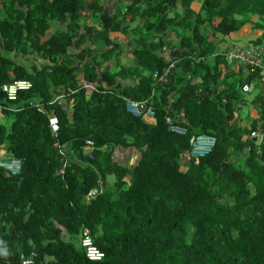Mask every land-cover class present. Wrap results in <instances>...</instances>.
Returning a JSON list of instances; mask_svg holds the SVG:
<instances>
[{"label": "trees", "instance_id": "obj_1", "mask_svg": "<svg viewBox=\"0 0 264 264\" xmlns=\"http://www.w3.org/2000/svg\"><path fill=\"white\" fill-rule=\"evenodd\" d=\"M129 1L110 13L106 0H0V158L15 160L0 165V264H264V137L233 121L241 72L208 60L245 23L264 46V0ZM56 14L66 25L47 37ZM113 32L126 35L125 63ZM11 77L32 87L10 102ZM127 99L154 117L132 116ZM203 134L214 144L194 156ZM128 152L132 163L116 159ZM85 228L101 261L79 244Z\"/></svg>", "mask_w": 264, "mask_h": 264}, {"label": "clouds", "instance_id": "obj_2", "mask_svg": "<svg viewBox=\"0 0 264 264\" xmlns=\"http://www.w3.org/2000/svg\"><path fill=\"white\" fill-rule=\"evenodd\" d=\"M129 1V0H128ZM115 10H116V8H114V11H113V13L115 12ZM58 14H56V16H55V18H54V21H52L51 22V24H50V29L48 30V32H47V37L50 35V32H52L53 31V29L55 30V29H58V28H64L65 27V25H66V20H64L63 22L62 21H59V20H57V18H58ZM85 20V19H84ZM127 22V21H126ZM84 23H85V21H84ZM125 25L128 27V31L129 30H131V28H132V24L131 23H125ZM137 25H139V24H134V27L135 26H137ZM80 30H81V25H80ZM263 30V29H262ZM114 33H117V32H113L112 34H114ZM112 34H111V37H112V39L114 40V39H116V41H117V39L118 38H113V36H112ZM125 35V34H124ZM213 36H214V34H212ZM126 36V35H125ZM224 36V35H223ZM224 37H226V36H224ZM118 41H119V39H118ZM126 42V41H125ZM215 42V41H214ZM220 43V42H219ZM87 44V43H86ZM91 47L92 46H94V45H90ZM129 46V45H128ZM218 46V45H217ZM236 46V47H235ZM238 46V47H237ZM95 47L96 46H94L93 47V49H94V51L96 52V50H95ZM223 47V46H222ZM223 49H226L225 51H224V55H225V57H226V59H225V61H226V63H228L229 65H233L234 67L232 68V70H234V71H236L237 73H238V71H240L241 72V75L243 74L242 73V70L244 69V67L246 66V75H248L247 76V78H246V81H242V82H240V84L238 85V91L240 92V93H242V95H244V96H248V95H257V96H262V94L260 93V91L262 90V88L264 89V46H262L261 44L260 45H258V46H255V48H250V47H248V49H243V48H241V45H240V47H239V44L238 45H229V48H224L223 47ZM237 50H245L246 52H247V55H246V57L244 58V59H241V58H239V57H234V58H229V55H228V53H229V51H237ZM220 53V52H219ZM219 53H218V55H219ZM12 54H14V52H12ZM221 54V53H220ZM25 58V57H24ZM24 58H22L21 56H19L17 59H18V61H23L24 60ZM119 58L121 59L122 58V56L121 55H119ZM126 58V57H125ZM113 59V58H112ZM110 60L111 59H109L108 60V62H109V64H110ZM38 61V63H41V59H38L37 60ZM121 61V60H120ZM122 62V61H121ZM124 62V61H123ZM125 62H127V58H126V61ZM124 62V63H125ZM131 62V61H130ZM29 65H31L30 64V62L28 63ZM110 65H112V64H110ZM113 65H115V64H113ZM238 67H241V70H238ZM99 68H101V66L99 67ZM162 75V73L161 74H159L157 71L156 72H154V78L156 79V83L157 84H161V83H164V82H166V80H167V78L165 77L164 79H160V76ZM79 76L81 77V76H83L82 75V72H79ZM254 78V79H252V80H250V81H248L249 80V78ZM20 80H28L30 83H31V86L29 87V88H27V89H20V90H18V92H17V95H16V98L15 99H13V100H10V99H8V101H14V100H16L17 99V96H18V94H19V92H21V91H24V90H29L31 87H32V81L30 80V79H28V78H13V77H11V80H9L8 82H5V83H2L1 84V89H2V91L6 94V97H7V92L3 89V85H8V84H10V83H12V82H14V81H20ZM84 87H87V88H90V89H94L95 88V86L94 85H92V84H88V83H86L85 82V84H84ZM257 87H258V89H257ZM258 90V91H257ZM257 91V92H256ZM8 98V97H7ZM264 98V97H263ZM128 100H130V99H127L126 100V103H127V101ZM132 101H134V100H132ZM139 101H143V100H139ZM264 101V100H263ZM125 107H126V104H125ZM236 108H238V106L236 107ZM239 109V108H238ZM237 109V110H238ZM126 110H127V108H126ZM237 110L235 109V111H234V115L236 114V112H237ZM128 111V110H127ZM129 112V111H128ZM145 110L144 111H142V114L141 115H139L140 117H145V118H147V119H152L153 117H154V115L152 116V117H149V116H147V115H145ZM130 114H132L131 112H129ZM132 116H135V115H133L132 114ZM139 116H135V117H139ZM57 119V118H56ZM166 122H167V124H168V128L171 130V131H173V132H175V133H179V134H184L185 132H186V130H185V128L183 127V126H180V125H178L177 123H175L174 121H173V119H171L170 117H168V116H166ZM58 122V121H57ZM236 123H237V121H236ZM49 124H50V120H49ZM171 125H173V126H175V128H174V130L173 129H171L170 128V126ZM51 126V125H50ZM239 127H241V126H239ZM179 128H181V129H184V132H179V130H177V129H179ZM243 129H245V128H243ZM246 130H248V129H246ZM250 130V136L251 137H253V140L255 141V140H258L256 137L258 136V133H257V131L256 130H252V129H249ZM203 135H206V134H203ZM198 136V135H197ZM210 136H212V135H210ZM214 141H215V138H214ZM190 143V142H189ZM214 144V143H213ZM210 149V148H209ZM192 150H193V147H192ZM209 151V150H208ZM207 151V152H208ZM206 152V153H207ZM0 154H4V153H2V152H0ZM86 154H90L91 156H88V155H86ZM193 154V153H192ZM194 155V154H193ZM83 156H85V157H88V158H90V159H93L94 158V156H93V154H92V152H85V153H83ZM194 156H196V155H194ZM14 162H15V160H11L10 162H4V161H2L1 160V158H0V165H2V166H5L6 168H9V169H11V168H13V165H14ZM127 162H129V163H132L133 162V159L131 160V161H127ZM126 162V163H127ZM13 172H15V171H13ZM109 178H111V176L109 177ZM92 190H94L95 191V193L96 192H99V191H101L102 189H98V188H93ZM91 191V190H90ZM89 191V192H90ZM89 192H88V194L86 195V199L88 200L89 198H91L90 196H89ZM94 193V194H95ZM93 194V195H94ZM93 197V196H92ZM79 244H80V246H81V248L83 249V247H82V245H81V237H79ZM102 251V250H101ZM103 252V257L101 258V259H99V260H91V259H89V260H91V261H101L103 258H104V256H105V252L104 251H102ZM86 258H87V256H86ZM88 259V258H87Z\"/></svg>", "mask_w": 264, "mask_h": 264}, {"label": "crops", "instance_id": "obj_3", "mask_svg": "<svg viewBox=\"0 0 264 264\" xmlns=\"http://www.w3.org/2000/svg\"><path fill=\"white\" fill-rule=\"evenodd\" d=\"M119 1H122L123 3H127L129 4L130 1L128 0H106V3L105 5H107V7L110 9V7L112 8L110 10V13H113L114 11V4L116 2H119ZM192 6L193 8H195L197 6V4L192 3ZM106 7V8H107ZM172 9L169 10V15L172 16ZM126 17H130V14H126ZM253 20V19H252ZM85 23L88 22V24H93V25H96V26H99L101 25L100 24V21H99V18H97L96 20H92V19H88L86 18L85 20ZM255 22V21H254ZM142 23V20L140 18H137L136 21H134V24H141ZM263 33V30L262 28H258V27H255L254 26V23H245L238 31L232 33L230 35V38H221V36H219L221 38V43H218L216 45H218V47L214 50L212 56H210L208 58L209 62L211 64L214 65L215 61H216V58L219 56L218 53L220 52L223 57H224V51L226 49H223L222 47V42H226L227 44L229 45H238L241 41H246V40H249V41H255L257 40L261 34ZM113 38H118L119 41L122 43V47H123V52L121 53V56L122 58L120 59L122 62L126 61V56L125 53L128 52L129 49V46H128V43L125 42V35L124 34H121V33H114L112 34ZM172 37V38H171ZM116 40V39H114ZM168 41L171 42V44H176L178 45V43L180 42L178 40V38H176V36L174 35H171L170 38H167ZM215 40L217 41L218 39L215 38ZM214 40V41H215ZM94 46H92L93 48ZM103 46H96L95 47V50L98 51V52H101V49ZM3 50L0 49V53H2ZM219 53V54H220ZM99 60H101L100 57H98ZM118 61V58H113L110 60V64H115L116 62ZM238 70H241V67H238ZM248 75L245 74H242L241 75V78L239 79L240 82L242 81H246V78H247ZM236 77H239V75H237ZM223 85H220L219 88H222ZM260 93L262 94V96H257V95H248V96H244L242 95V93H240L241 95V100L240 101H237L239 104H238V110L236 112V114L234 115L233 117V121H237V126H241L240 128H245V129H251V126L255 125V128L253 130H256L257 133H258V136L256 137L258 140H255L256 142H260L261 139L264 137V120H259V118H263L262 115H261V111H262V108H264V105H263V97H264V89L262 88V90L260 91ZM248 116H251V121L249 123H243L242 122V119L245 118V119H248ZM243 124H246V125H243ZM245 138V137H243ZM116 159L119 160V161H122V162H127V161H131L132 159L134 160L135 158L133 156L130 155V153H124V154H117L116 156ZM110 180H112V178H109ZM111 182V181H110Z\"/></svg>", "mask_w": 264, "mask_h": 264}, {"label": "built area", "instance_id": "obj_4", "mask_svg": "<svg viewBox=\"0 0 264 264\" xmlns=\"http://www.w3.org/2000/svg\"><path fill=\"white\" fill-rule=\"evenodd\" d=\"M229 58L239 57L241 59H244L247 55V52L245 50H237V51H229L228 53ZM168 73V69L160 76V79H164L166 77V74ZM31 86V83L28 80H20V81H14L8 85H3V89L7 92V97L10 100H13L16 98L17 92L20 89H27ZM145 101H132L128 100L126 103V108L129 112H131L135 116H139L142 114V111L145 110V115L152 117L154 115L153 108L151 106H148L147 108L144 107ZM57 119L51 118L50 119V125L53 130L57 129ZM171 129L174 130L175 126L171 125ZM179 132H184V129H177ZM190 144L193 147L192 153L194 155H202L205 152L209 150V148L214 143V137L210 135H198L191 137ZM88 144H91V141H87ZM88 156H91L90 154H86ZM95 193L94 190H91L89 192V196L92 197ZM81 245L85 250V254L88 259L91 260H99L103 257V252L93 244L92 238L89 234V230L87 228L82 230L81 233Z\"/></svg>", "mask_w": 264, "mask_h": 264}, {"label": "rangeland", "instance_id": "obj_5", "mask_svg": "<svg viewBox=\"0 0 264 264\" xmlns=\"http://www.w3.org/2000/svg\"><path fill=\"white\" fill-rule=\"evenodd\" d=\"M219 36H221V38H224V36L222 35V34H219ZM221 38L220 37H218V40L220 41V43H221ZM225 38H227V37H225ZM260 38V37H259ZM257 39V40H255V41H249V40H246V41H241L239 44L240 45H243V46H246V47H252V48H255V46H258L259 45V42H260V39ZM262 40V39H261ZM222 46L223 47H225V46H227V43L226 42H222ZM218 46L215 44V46H214V50L217 48ZM248 49V48H247ZM113 58V55L112 56H110L109 57V59H112ZM242 73L243 74H245L246 73V66L244 67V69L242 70ZM257 89H258V87H257ZM258 91V90H257ZM256 91V92H257ZM10 119V118H9ZM9 119H8V116H6V115H4L2 118H0V122H3V123H8V121H9ZM251 116H248V119H245V118H243L242 119V122L243 123H249L250 121H251ZM250 120V121H249ZM243 125H246V124H243Z\"/></svg>", "mask_w": 264, "mask_h": 264}]
</instances>
